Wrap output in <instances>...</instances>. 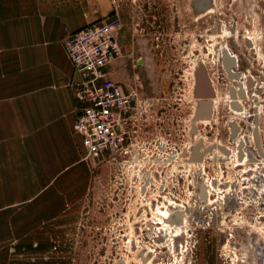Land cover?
Wrapping results in <instances>:
<instances>
[{"label": "rangeland", "instance_id": "obj_1", "mask_svg": "<svg viewBox=\"0 0 264 264\" xmlns=\"http://www.w3.org/2000/svg\"><path fill=\"white\" fill-rule=\"evenodd\" d=\"M101 1L104 17H118L112 74L133 101L124 148L87 155L74 183L0 209V264H264V158L254 161L264 154V89L233 104L209 49L222 43L221 31L210 38L213 25H246V40L264 34L263 0H216L212 12L211 0ZM251 46L257 73L264 60ZM201 67L216 89L210 117L198 115ZM167 208L170 223L185 224L179 237L161 220Z\"/></svg>", "mask_w": 264, "mask_h": 264}, {"label": "crops", "instance_id": "obj_2", "mask_svg": "<svg viewBox=\"0 0 264 264\" xmlns=\"http://www.w3.org/2000/svg\"><path fill=\"white\" fill-rule=\"evenodd\" d=\"M104 15L101 0H0V209L86 171L64 39Z\"/></svg>", "mask_w": 264, "mask_h": 264}, {"label": "built area", "instance_id": "obj_3", "mask_svg": "<svg viewBox=\"0 0 264 264\" xmlns=\"http://www.w3.org/2000/svg\"><path fill=\"white\" fill-rule=\"evenodd\" d=\"M115 17L90 23L64 39L80 80L74 83L79 113L75 131L88 157L102 158L124 148L132 97L111 73L122 52Z\"/></svg>", "mask_w": 264, "mask_h": 264}, {"label": "bare ground", "instance_id": "obj_4", "mask_svg": "<svg viewBox=\"0 0 264 264\" xmlns=\"http://www.w3.org/2000/svg\"><path fill=\"white\" fill-rule=\"evenodd\" d=\"M221 32H222V43L221 44H223V45H225V44H227L228 45V48H229V50H230V52H231V55L233 56V57H237L238 59H239V62H238V65L236 66V67H234L233 68V71H235L237 74L239 73L240 75H241V77H231V80H232V86L235 88V91H236V95L235 96H233V95H231L230 97H231V100H232V102H233V104H236V105H243V103L246 101V100H248V99H253L254 101H255V97L258 95L257 93H258V91H259V89L261 88V86L263 85V80L260 78V76L258 75V74H256V73H253V70H252V68L253 67H244L245 65H243L244 63L242 62V57H241V53H240V51H238L237 49H234L232 46H231V44H230V29L228 28V27H226V28H223L222 30H221ZM220 33V31L218 32V33H216V34H214V33H212L211 35H210V38L212 39V41L214 42L216 39V37L218 36V34ZM248 37V36H247ZM258 40H259V35H255V34H249V38H247V41H249V42H252L254 45H255V48H257V54H258V56L259 57H263V55H262V51L260 50V46H259V43H258ZM246 41V40H245ZM224 48V47H223ZM210 50H212V51H215L216 52V56H217V59H218V61H217V63H218V65L222 68V67H224V69H225V64H224V58H223V53L224 54H226L225 52V49H223V52L222 53H220L221 54V58H219V50H217V49H215V47H214V43L213 44H211L210 45V48H209ZM217 50V51H216ZM224 59V60H223ZM255 66V65H254ZM236 75V74H235ZM239 76V75H238ZM249 79H252L253 80V82H254V85L252 86V87H250L249 85H248V80ZM241 89H244L245 90V96H242V95H240L239 93H240V90ZM258 89V90H257ZM215 93H216V89H215ZM229 93H230V91H229ZM232 94V93H231ZM215 95V94H214ZM212 100L214 101V107H216V102H217V99H216V97L214 96L213 98H212ZM233 109L236 111V113H238V114H242V111H240L241 110V108H235V107H233ZM243 110V109H242ZM247 117V116H246ZM205 120H208V119H205ZM232 122H233V120H232ZM254 122V121H253ZM235 128H237L238 129V127H239V130H241L240 129V127H241V125L240 124H238L237 123V125L235 124ZM238 126V127H237ZM235 128H233V130H235ZM254 128V127H253ZM235 132H237V131H235ZM244 133V131H243V129L241 130V131H239V136L240 135H242ZM256 136V135H255ZM248 137V136H247ZM247 139V138H246ZM242 140V139H241ZM219 143V142H218ZM217 143V145H216V147L217 148H220L224 153H229V151H228V147L227 146H224V145H222V144H218ZM224 144V143H223ZM214 146H215V143H214ZM227 147V148H226ZM231 149V148H230ZM237 150H238V155H240V154H244V151L241 149V150H239L238 149V147L236 148ZM234 151H235V148H234ZM217 152V151H216ZM248 152V151H247ZM250 152V151H249ZM247 153V156L249 157L250 155H253V154H250V153ZM199 154H200V152H199ZM222 154V153H221ZM230 154V153H229ZM234 155V154H233ZM217 156H218V154H217ZM264 154H262V153H259V157H255V159H254V161H260V159H263L264 157ZM239 157V156H238ZM243 157V156H242ZM241 158V157H240ZM244 158V157H243ZM247 158V157H246ZM238 159V158H237ZM243 161H244V159H243ZM249 161V160H248ZM193 163V162H192ZM203 163V162H202ZM201 163V164H202ZM246 163V162H245ZM195 164V163H194ZM261 164V163H260ZM257 167L258 168H261L262 169V166L261 165H259V164H257ZM251 169V168H250ZM260 171V170H259ZM262 173L264 174V170H262ZM212 186V185H211ZM214 187V186H213ZM173 202V201H172ZM166 203V202H165ZM160 205V204H159ZM158 206V205H157ZM184 208V207H183ZM156 209V208H155ZM159 209V208H158ZM175 210V209H174ZM161 211V210H160ZM162 213H164V214H162V215H164L163 217L164 218H162L161 220H162V222H163V224H164V227H166V228H171V229H173L174 228V231H176L177 233H175L174 235H176L177 237H179L180 236V231H181V229H183V227H184V223H186V218L183 220V224L184 225H173L172 223H170V221L172 222V220H171V216L174 214L173 212H171V210H170V208H167L166 210H164V211H161ZM182 214V213H181ZM180 218V217H179ZM182 218V217H181ZM176 219H178V218H176ZM188 219V218H187ZM185 229V228H184ZM168 230V229H167ZM170 232H171V230H170ZM173 232V231H172Z\"/></svg>", "mask_w": 264, "mask_h": 264}, {"label": "flooded vegetation", "instance_id": "obj_5", "mask_svg": "<svg viewBox=\"0 0 264 264\" xmlns=\"http://www.w3.org/2000/svg\"><path fill=\"white\" fill-rule=\"evenodd\" d=\"M211 4V6H208V8H207V10H209V9H211V12L213 11V6H214V4L216 3V0H211V2H210ZM213 5V6H212ZM261 6H262V8L264 7V0L263 1H261ZM261 8V14H262V18L264 17V9H262ZM206 10V11H207ZM205 11V12H206ZM210 13V12H209ZM115 15H117V14H115ZM116 19L118 20V17H116ZM221 20V19H220ZM263 23H264V18H263ZM226 24V23H225ZM229 24L231 25V28H232V30H231V32H230V35H231V43H232V45L236 48V49H238V51H240V53L242 54L241 55V57H242V62L243 63H245L246 65H247V67L248 66H252L253 64H255V61L254 60H252V59H249L248 57H247V55L245 54V52H244V50H245V48L248 46V43H251V48L253 47V48H255L254 46V44H252V42H249V41H247L246 40V38L244 39V34H245V31H246V29H245V27H246V25H244L243 27H242V29H240V27L239 26H234L233 25V23L231 22H229ZM224 25H222V24H219V25H213V27H211L209 30L212 32V33H214V34H216V33H218L219 31H221L223 28H221V27H223ZM211 33V34H212ZM219 35V34H218ZM241 36H242V38H241ZM259 38H260V40H262L263 41V47H264V34H263V32H261V35L259 36ZM244 39V40H243ZM246 40V41H245ZM119 42H120V38H119ZM215 45V44H214ZM243 45H245V46H243ZM238 46H239V48H238ZM259 46H260V50L262 51V55H263V57H259L260 59H261V61L262 60H264V49L262 48V46L260 45V43H259ZM224 47V48H223ZM223 49H225V53L226 54H224L223 53V58L225 59H223L224 60V64H225V69H224V67H222V69L224 70V72L226 73V75L229 77V79H231V77L233 78V77H241V75L238 73H236L235 71H233V68L234 67H236L237 65H238V62H239V59L237 58V57H233L232 55H231V52H230V50H229V48H228V45L227 44H225V45H223V44H220V46H219V58H221V54L220 53H222L223 52ZM253 50V49H252ZM210 51V50H209ZM253 53L255 54V50H253ZM256 55V54H255ZM264 62V61H263ZM258 71H257V73L256 74H258L259 76H260V78L263 80V85L261 86V88L259 89V93H258V95L261 93V91L264 89L263 87H264V69H261V68H256ZM200 70H205V72H206V74H207V76H208V79H209V81H210V84L212 85V87H213V96L211 97V98H209V100H211L212 101V106H213V109H214V101L212 100V98L214 97V94H215V88H214V85H213V83H212V79H211V76H210V74H209V72H208V69L206 68V67H201V68H199L198 69V71H197V84H198V82H199V77H200ZM236 74V75H235ZM239 75V76H238ZM232 81V80H231ZM248 85L250 86V87H252L253 85H254V82H253V80L252 79H249L248 80ZM258 90V89H257ZM232 93V94H231ZM240 95H242V96H245V90L244 89H241L240 90V93H239ZM231 95H233V96H235L236 95V91H235V88L232 86V89L230 90V96ZM257 95V96H258ZM213 113V112H212ZM235 124H237V123H234L233 124V128H235L236 126H235ZM238 129L237 128H235V130L234 131H237ZM262 153V151L260 150L259 151V153ZM263 154V153H262Z\"/></svg>", "mask_w": 264, "mask_h": 264}, {"label": "water", "instance_id": "obj_6", "mask_svg": "<svg viewBox=\"0 0 264 264\" xmlns=\"http://www.w3.org/2000/svg\"><path fill=\"white\" fill-rule=\"evenodd\" d=\"M197 95L200 98V107L198 108V115L203 117H210L212 113V101L209 100L213 96V87L210 84L205 70H200L199 82L197 84Z\"/></svg>", "mask_w": 264, "mask_h": 264}]
</instances>
